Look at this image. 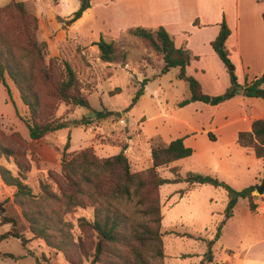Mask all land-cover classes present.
Segmentation results:
<instances>
[{
    "label": "trees",
    "instance_id": "obj_1",
    "mask_svg": "<svg viewBox=\"0 0 264 264\" xmlns=\"http://www.w3.org/2000/svg\"><path fill=\"white\" fill-rule=\"evenodd\" d=\"M78 1V8L62 20L65 24L76 21L91 5L90 0ZM262 18L264 20V13ZM36 30L37 18L26 9L23 1L10 0L0 7V84L14 107L15 115L27 128L29 138L45 139L71 123L58 120L55 116L60 103L92 108L75 69L57 57H47L46 43L38 40ZM130 32L160 55L161 74L178 68L176 77L186 82L189 95L182 98L177 106L182 107L192 101L216 105L236 94L264 100V70L245 81L241 89L237 88L234 66L225 47L230 31L224 19L219 23L216 37L210 42L230 77L231 87L219 95L204 93L199 81L186 74V66L192 56L187 49L175 46L172 36L163 26H137ZM94 44L101 61L112 62L115 59L112 42L100 37ZM7 78L27 109L24 115L20 114L11 97ZM144 84L135 90L128 109L143 94ZM116 89L120 90L119 87ZM97 115L98 119L104 118L107 112L99 111ZM208 136L213 138L210 133ZM96 139L98 142H118L109 135H98ZM27 141L18 131L7 134L0 130V156L11 158L17 168L14 174L0 164L2 182L14 187L11 204H8V197L0 199V225H9L6 231L0 233V241L12 237L19 239L24 246L28 241L22 232V221H25L33 237L61 251L69 264H76L77 251L90 260L89 264H164L159 192L163 184L186 181L191 185L210 184L224 188L227 194L225 218L232 215L239 197L247 198L251 211L259 205L257 196H260V201L264 200V190L258 193V185L236 190L215 176L197 172L180 176L177 166L170 169L172 178L162 177L159 167L188 157L193 151L184 144L182 137L165 142L159 135L148 139L151 164L138 171L130 169L124 142H118V153L106 157H99L93 146L67 151L69 136L62 147L50 143L59 155L60 171L37 170L45 172V177L39 178L38 192L34 193L25 181L27 173L34 168L31 155L27 158L30 151H27ZM236 141L239 146L252 150L256 158H264V118L254 119L250 130L238 132ZM12 143L18 148L11 146ZM77 207L93 208L91 221L78 219L80 226H86L91 234L92 251L89 253L84 251L81 243L73 241L71 225L64 220V215ZM16 208L19 216L14 213Z\"/></svg>",
    "mask_w": 264,
    "mask_h": 264
},
{
    "label": "rangeland",
    "instance_id": "obj_2",
    "mask_svg": "<svg viewBox=\"0 0 264 264\" xmlns=\"http://www.w3.org/2000/svg\"><path fill=\"white\" fill-rule=\"evenodd\" d=\"M9 1L0 0V7ZM21 1L24 2V0ZM224 1L226 4L228 0H188L183 29H188L187 20L191 17H199L203 22L205 20L212 22L211 20L217 18L221 8L220 5L224 4ZM26 2L27 6L24 2L26 9H29L30 13H32V10L38 12L39 16H41L40 18L43 19L42 29L48 26V14H50L51 9L56 11L57 8L53 6V3L55 4L54 0L35 2L38 7L34 6L35 3L32 0H26ZM208 4L212 6L209 11L207 10ZM75 5L76 2L71 1L67 10H75ZM55 11H53L54 14L56 13ZM106 12L108 13L109 10H105L104 5L100 1H96L95 5L89 9L85 19L80 24H77V28L81 31L91 28L95 29L99 24L96 23V18L102 17ZM68 17L61 18L56 16V20L62 25V28L70 26L62 21ZM130 30L122 33L120 37H117V41H114L115 59L111 64L97 60L96 52L89 48L85 51L88 52V56L82 54L80 49H76L77 55L71 54L69 61L57 57L59 60L68 62L75 69L81 82L83 93L92 109L71 107L60 103L55 116L58 120H66L68 123L76 120L77 123L73 124V129L84 138L89 137L90 132L88 131L97 129L98 122L104 121L103 118H97V112L99 111L107 112V116L104 118L111 122L123 118V124L117 123V126L120 127L118 131L123 133L126 129L136 128L142 118L152 116L163 107L174 105L176 101L189 94L186 82L176 77V68L154 77L156 74L153 73L159 72L158 68L162 66L160 65L162 62L160 64L158 62L160 55L146 47ZM45 52L46 56L50 57L48 56L47 47ZM80 57L82 58L80 59ZM230 60L234 66L238 89H241L245 81H249L253 76L259 74L261 63L257 60L253 61L248 67L244 66L236 56L231 57ZM204 68L206 69L205 79L209 78V70L212 71L213 69L215 73L217 72V84L214 87L215 95L224 94L231 87L227 69L217 71L211 64H205ZM113 69H116V74L108 78ZM151 77L153 78L147 83V96L144 100L137 101L128 109L127 105L134 91ZM137 78L140 80H137ZM7 82L10 87L11 97L20 114H26L27 109L20 101L17 89L10 79L7 78ZM117 87L120 88L119 91H117ZM112 90L113 92L111 93ZM4 94L7 95L6 91L3 92V88L0 86V130L7 134L11 131L19 132L16 129L17 123L23 124V122L15 115L10 99L8 98L6 101H10L11 104L4 101ZM252 99L262 103L260 105H264L262 98L252 97ZM10 109L13 111L12 116L8 115ZM117 112L122 115H114ZM83 117L85 118L84 122L88 120L87 125L80 122ZM23 127L26 129L25 125ZM134 135H136V132H134ZM98 139L95 142H98ZM10 145L18 148L13 143ZM26 146L27 151L30 150L27 158L31 155V163L34 164V168H37L38 156L34 149L30 148L29 142ZM237 149L236 152L233 151L231 153L230 163L235 164V167L241 172L239 177L228 179V181L225 180V177L221 178L217 175L216 177L225 181L236 190H242L253 184L258 186L264 184V158H256L250 150L241 147ZM139 151L136 153V150L132 149L128 156L132 171L144 169L151 164L148 141L142 140ZM200 156L201 154L197 153L173 163L180 166L178 171L180 176L184 177L187 172H200L212 175L207 168L203 167V163H200ZM0 164L7 167L12 173H17V168L11 158L7 159L4 156H0ZM34 168H31L27 173L25 181L31 186L33 192L37 193L38 180L45 177V172H38ZM158 171L164 178L173 177V173L166 166L159 167ZM179 182H184L181 184L177 182L183 188L189 184L186 181ZM173 187L164 184L160 190L161 212L164 218L161 221V232L163 233V245L167 256L164 264H226L229 260L236 263L238 258L242 257V254H239L234 259L229 258L227 249H240L245 256L258 257L257 264H264V200L259 201L257 208L251 211L247 198L239 197L233 209V216L229 219L224 216L227 204V194L224 188L208 184L193 186L190 194L181 199H179V194H175L169 199V206L165 205V199L169 196L168 193ZM13 192L14 187L5 185L0 178V199L3 200L8 197L10 199L8 204H11ZM257 200H260V196H257ZM14 213L19 216L17 208ZM220 215L222 216L220 217ZM79 218L91 221L93 219V208L77 207L72 212L64 215V220L71 225L70 232L73 241L81 243L84 251L89 253L92 251L91 234L86 226H80ZM22 222L24 223L22 232L28 239L27 243L23 246L19 239L12 237L1 240L0 264H69L61 251L50 248L42 239L33 237L27 227V223L25 221ZM8 228V224L0 225V233ZM10 255L13 256L11 257ZM249 259L246 257V260ZM89 261V259L82 257L79 251L76 252V264H89Z\"/></svg>",
    "mask_w": 264,
    "mask_h": 264
},
{
    "label": "crops",
    "instance_id": "obj_3",
    "mask_svg": "<svg viewBox=\"0 0 264 264\" xmlns=\"http://www.w3.org/2000/svg\"><path fill=\"white\" fill-rule=\"evenodd\" d=\"M32 1L34 3L41 2V0ZM71 1L76 2V10L79 6L78 0H54L55 4L53 3V6L57 7L56 11L51 9L50 14H48L49 25L45 26L44 29H42L43 19L40 18L39 13L34 10L31 11L37 18V38L39 41L46 43L48 56L50 57L64 58L69 61L71 54L77 55L76 49H80L82 54L88 56V52L85 51L89 48L96 52V59L100 60L97 47L94 44L100 37L114 44L118 36L120 37L125 31L137 26L153 28L161 25L172 36L176 47H182L190 52L192 58L186 66V74L193 76L199 81L204 93L215 95L214 87L217 84V72L215 73L213 69L212 71L209 70V78L205 79L206 69L204 65L211 64L217 71L226 70L223 62L210 45V42L218 33L219 23L224 19L230 31L225 40V47L229 52L230 59L236 56L247 67L257 60L261 63L259 74L264 70V20L262 18L264 0H228L226 4L224 1V4L220 5L221 8L216 19L211 20L212 22H208L207 20L203 22L199 17H191L187 20L188 29H183V23L186 19L185 12L188 9V0H90V7L76 21L69 24L70 26L62 28V25L57 22L56 16L64 18L75 11L71 9L67 10ZM96 1H100L104 5L105 10H109V12H106L102 17L96 18L97 20L95 19L96 23H99L95 29L91 28L81 31L77 28V24H80L85 19L89 9L95 5ZM24 2L27 6L26 0ZM34 6L38 7L36 3ZM211 9L212 6L208 4L207 10ZM53 11L56 13L54 14ZM158 62L160 64L162 60L159 59ZM107 63L111 64V62ZM116 69H113L108 78L116 74ZM158 69L159 72L153 73L156 74L154 77L161 74L160 68ZM176 69L177 75L178 68ZM152 78H148L145 82L143 94L139 97L138 101L144 100L147 96V83ZM137 80L140 79L137 78ZM0 86L2 85L0 84ZM2 88L4 92V87L2 86ZM3 98L6 101L8 96L4 94ZM253 100L252 97L238 94L216 105H210L202 101H192L179 107L177 106L179 101H176L174 105L163 107L152 116L142 118L136 128L126 129L123 133L118 131L120 128L117 126L118 121L111 122L103 118V122H98L97 129L88 131L90 132L88 138L82 137L73 129V124L77 123L73 121L67 127L55 130L45 139H30L27 128L24 129V124L20 122L17 123L16 129L28 140L30 148L34 149L37 154L38 168L36 170L38 171L48 169L60 171L59 155L51 147L50 143L62 147L68 136L69 148L67 151L93 146L99 157H106L118 153L120 151L118 142H124L127 145L124 152L128 157L132 149L136 150V153L140 152L143 139L148 141L150 137L159 135L165 142L182 137L184 144L193 151L188 157L200 153V163H203V167L212 173L211 176L225 177V180L228 181V179L239 177L241 173L235 167V164L230 163L231 153L233 151L236 152L237 148L241 147L236 141L238 132L250 130L254 119L264 118V105H260L262 103ZM7 102L10 103V101ZM12 114L13 111L10 109L8 115L12 116ZM114 115L120 116L122 114L114 113ZM87 124L85 123V125ZM134 132H136V135H134ZM208 133L213 138H210ZM98 135L112 136L118 142H95V137ZM176 161L171 162L166 167L170 170L171 167L177 166L180 170L178 164H173ZM178 183L165 184L174 186L169 191V196L165 199V205L169 206L170 202L168 201L173 195L179 194V199H181L191 193L193 186L203 185L187 184L188 186L183 188ZM257 201L259 203L260 200ZM161 216V221H163L162 212ZM232 216L233 212L229 219ZM227 250L229 252L228 256L231 259H234L239 254H242V257L238 258L236 263L229 260L226 264L258 263V257L245 256L244 252L240 249ZM246 257L250 259L246 260ZM166 258L164 249V263ZM245 261L246 263H244Z\"/></svg>",
    "mask_w": 264,
    "mask_h": 264
},
{
    "label": "water",
    "instance_id": "obj_4",
    "mask_svg": "<svg viewBox=\"0 0 264 264\" xmlns=\"http://www.w3.org/2000/svg\"><path fill=\"white\" fill-rule=\"evenodd\" d=\"M117 113H118V112H117ZM84 120H85V118L83 117V118L80 120V122L83 123ZM73 122L76 123V120H74ZM263 190H264V184H262L261 186L258 187L257 192H258V193H261Z\"/></svg>",
    "mask_w": 264,
    "mask_h": 264
},
{
    "label": "built area",
    "instance_id": "obj_5",
    "mask_svg": "<svg viewBox=\"0 0 264 264\" xmlns=\"http://www.w3.org/2000/svg\"><path fill=\"white\" fill-rule=\"evenodd\" d=\"M123 122H124V121H123V118H119V119H118V123H119V124H123Z\"/></svg>",
    "mask_w": 264,
    "mask_h": 264
}]
</instances>
